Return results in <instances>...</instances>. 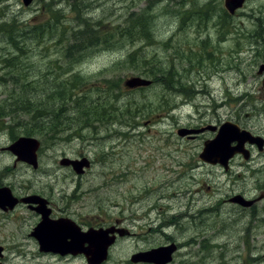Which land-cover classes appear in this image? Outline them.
<instances>
[{"label": "rangeland", "instance_id": "1", "mask_svg": "<svg viewBox=\"0 0 264 264\" xmlns=\"http://www.w3.org/2000/svg\"><path fill=\"white\" fill-rule=\"evenodd\" d=\"M83 1L87 6L77 14L72 0H34L30 6H25L23 0H0V22L17 17L21 22L39 23L46 16L51 20L53 14L68 26L69 22H82L83 14L111 31L123 29L131 13L149 11L154 37L150 43L137 36L135 40L122 37L124 45L117 48L103 43L88 51L70 73L64 54L58 50L60 45L52 46L51 40L45 43L48 47L41 46L32 54L38 67L30 80H43L48 63L57 64L53 68L59 71L61 67L62 79L78 74L88 81L85 88L95 98L109 92L111 102L118 100L114 109H119L120 121L108 119L96 130L84 129L79 136L48 139L38 151L37 168L16 161V156L6 149L23 134L0 122V184L12 185L15 192L45 193L60 207L68 202L80 221H121L131 234L118 239L103 264H151L145 259L133 262L131 258L136 253L187 239H194L193 243L171 264H222L223 256L228 258L225 264H235L239 256L234 251L235 243L245 234V225H256L258 219L250 216L253 206L247 207L245 213L234 204H242L237 200L240 195L249 199L263 192L264 153L258 156L255 147V160L236 157L226 170L199 157L204 142L212 139L214 132H178L232 121L249 132L264 134V85L258 74L263 55L252 51L253 43L244 33L220 39L221 34L213 31L210 41L204 42L208 35L204 27L201 34L190 27L188 31L185 24L179 30L178 19L182 15L189 17L191 5L203 8L209 0ZM250 3L264 7V0ZM230 21L223 23L222 29L231 30L234 23ZM260 43L257 48L262 47ZM4 46L0 40V55L5 53ZM203 48L209 53L206 57L198 52ZM133 51H140L146 58H134L140 70L128 62ZM154 61L165 67L175 66L183 84L193 88L191 97L188 90L165 89L161 82L145 90L125 86L126 79L132 76L151 78L145 71L155 67ZM111 82L114 86L110 87ZM7 100V90L0 85V101ZM145 113H149L147 118ZM15 118L28 122L25 114ZM83 155L92 160L83 175L60 163L64 156ZM257 203L263 207L264 198ZM234 207L246 217L233 215L230 210ZM17 214L23 217L27 212L21 209ZM238 217L243 220L241 226L234 221ZM5 230L16 233L22 244L21 253L26 251L24 258L19 252H12L11 264H88L85 258L38 256L34 239L27 235L29 229L21 230L12 224ZM258 235L264 239L261 232Z\"/></svg>", "mask_w": 264, "mask_h": 264}, {"label": "trees", "instance_id": "2", "mask_svg": "<svg viewBox=\"0 0 264 264\" xmlns=\"http://www.w3.org/2000/svg\"><path fill=\"white\" fill-rule=\"evenodd\" d=\"M71 6L77 14H81L87 4L83 0H72ZM40 19L39 23H35L21 22L17 17H11L10 20L0 22V40L5 44V53L0 55V71L3 72L0 85L6 88L9 98L7 101H0V122L3 126L19 130V134L37 136L45 144L52 138L79 136L84 129L96 130L98 125L108 119V122L113 119L120 121V111L118 108L114 109V104H119L118 100L111 102L109 92L95 98L89 94L91 90L85 88L88 81L78 74L62 79L61 67L59 71L53 68L57 64L48 63V72H43L46 75L43 80H30L32 71L38 67L32 57L41 46L48 47L45 43L51 40L52 46L60 45L58 50L64 54L66 68L70 73L72 67L88 51L98 49L103 43L109 42L110 47L117 48L118 45H124L122 37H131V40L139 37L137 39L150 43L154 38L150 12H133L125 20L123 29L111 31L104 29L101 22H91L83 14L82 22H69L68 26L63 25L61 20L57 21L58 18L55 19L53 14L51 20L47 16ZM198 52L202 57L209 54L205 53L204 48ZM135 57L144 61L146 58L140 51L129 53L128 62L133 64V68L140 70L137 68L138 63L134 62ZM154 64L153 69L145 71L153 78V85L161 82L165 89L177 92L188 90V96L191 97L193 88L187 83L183 84L181 74L176 72L175 66L165 67L163 63L156 61ZM113 84L111 82L109 86H114ZM23 114L28 116V122L15 118V115L19 117ZM147 115L145 113L144 117L147 118ZM67 130L71 131L64 132Z\"/></svg>", "mask_w": 264, "mask_h": 264}, {"label": "flooded vegetation", "instance_id": "3", "mask_svg": "<svg viewBox=\"0 0 264 264\" xmlns=\"http://www.w3.org/2000/svg\"><path fill=\"white\" fill-rule=\"evenodd\" d=\"M226 1L227 0H222V2L218 3L215 2V0H209V2H207L203 8H195L191 5L192 9H189V17H185L184 15H182V19H178L179 30H182L181 24H185L188 31L195 29L198 32L197 34H201L202 28L204 27L205 32L208 35H206L207 39H204L203 41H210L209 38H212L211 32L213 31H215V33L221 34L220 39H225L224 35L232 36L235 34L241 35L244 33V37H246L251 41V43H253L251 45V49H253L252 51H254L255 54L258 53L263 55V61L258 66V74H260L264 85V70H261V65L264 63V7L262 5L258 6L256 3H250V0H244L240 7L236 8L234 12H231L226 7ZM222 14H225L230 19H233L234 26L233 28H231V30L222 29L224 25L221 21ZM245 19H247V21H245ZM189 20L191 21L189 22ZM189 27L191 28L190 30ZM257 42H261V48H257ZM208 52H210V49H208ZM252 134H254L253 136L255 138V142H247L245 144L246 152L236 154L234 158L229 161V166L236 157L240 156L244 157L246 160H255V158H253V151L255 147L258 150V156H261L264 153V134H257L255 132H253ZM3 187H7V189H1L4 191H0V264H11V262L9 261V256L12 252H19L20 254H22L21 256H23V258L26 257V254L23 253L26 252L25 250H22L21 253L20 247L22 246V244H19V236L12 231L5 230L6 226L12 224L17 225L21 230L29 229L27 235L34 239V243L37 247L36 254L38 256H54L61 259L85 258L84 254L81 253L73 254V252L66 251L67 253L62 254V252H60L59 250H51L53 246H50L51 243H49V241L46 245H44V247L47 246L50 249L46 250L42 247L43 245L40 244V240L38 239L36 234H38V225L41 223L43 217L45 216L47 220L70 218L81 229L92 227H111L113 229H122L121 231L124 235L131 234L129 230H126V228L122 226L121 221H119V223L116 225L112 223V221L108 220H98L96 222L80 221L75 217L73 211L67 206L68 202H65L62 207H60L58 205L59 203H55L52 198L48 197V195L45 196V193H39L37 191L15 192L12 185L10 186L0 184V188ZM256 188L258 189V191L261 190L260 186H256ZM240 196L243 197L242 195ZM244 198L245 197H243V201L244 203L246 202V205L236 203L234 204V206H237L238 211L245 213H247V207L253 206V211L250 216L258 220L256 225L250 224V227H248L249 225H245V234L242 235L241 238L237 240V242L235 241L236 243L234 242V251H236L239 255L235 260V264H264V239H260L258 235L261 232L264 237V206L258 207L257 203L259 200L264 198V190L263 192L257 193V195L252 198L246 199L248 198L247 196L245 199ZM247 202H250L251 204H247ZM21 209L27 212V214L23 217L17 214V211ZM48 209H50V212L47 217L46 213ZM235 209L236 207L230 210L232 211L233 215L246 217L244 215H239L238 211H236ZM234 221L239 222V226H241V224L243 223V220L239 217L235 218ZM113 225H115V227H112ZM117 232L118 231L115 230V233ZM70 240L71 238L67 237V242ZM193 240L194 239H187L184 242L174 241L172 243L176 246L173 255V261L176 258V255L178 256L184 248L189 247L193 243ZM205 241L207 240H204L203 244L206 243ZM203 244L199 246V250L202 249ZM222 245L224 244H221V246ZM78 247L79 246H77L76 248ZM223 259L224 260H222V264H225L228 258L226 256H223ZM168 264H171V262Z\"/></svg>", "mask_w": 264, "mask_h": 264}, {"label": "water", "instance_id": "4", "mask_svg": "<svg viewBox=\"0 0 264 264\" xmlns=\"http://www.w3.org/2000/svg\"><path fill=\"white\" fill-rule=\"evenodd\" d=\"M23 1L25 5H29L33 0ZM243 1L244 0H227L226 6L231 12H234L237 7L241 6ZM261 70H264V63L261 65ZM151 82L150 79L141 76H133L125 81V85L129 88H134L147 86L151 84ZM206 128L211 130L217 129L216 126H208ZM203 130L204 129H180L178 133L180 135H185L187 133L202 132ZM234 141H237L238 144L232 146ZM246 142H255L254 136L247 130H241L238 124L227 121L219 127L213 139L205 141L203 150L200 153V158L206 162L221 163L227 168L228 161L235 154L246 152L244 147ZM39 146L40 141L37 138L21 136L7 147V149L15 153L19 160L26 161L34 167H37V150ZM61 163L63 165L72 166L77 174L84 173L85 168L90 166V160L87 157H82L81 159L64 157ZM237 200L246 205V202L244 203L241 196H238ZM247 204L251 203L247 202ZM46 214L48 217V212ZM45 217H43V221L37 228V233H39L36 234L43 248L46 250L50 249L47 246L44 247L49 241V243H51L50 246H53L51 250H59L62 254L67 252H73L74 254L83 253L89 264H101L107 260L109 255L108 249L116 240L115 235L111 236L110 233H114L116 229L90 228L82 232L71 220L61 219L50 222ZM119 232L120 235H123L122 231L119 230ZM67 237H70L72 240L67 242ZM77 246L79 247L76 248ZM175 248V245H169L149 252L136 253L132 256V261L138 262L146 259L147 261L156 262L158 264H165L172 260V253Z\"/></svg>", "mask_w": 264, "mask_h": 264}, {"label": "bare ground", "instance_id": "5", "mask_svg": "<svg viewBox=\"0 0 264 264\" xmlns=\"http://www.w3.org/2000/svg\"><path fill=\"white\" fill-rule=\"evenodd\" d=\"M230 20H233V19H230L227 15H225V14H222V19H221V21L223 22V23H226V24H230ZM151 80H153V78H150ZM154 81V80H153ZM155 84V83H154Z\"/></svg>", "mask_w": 264, "mask_h": 264}]
</instances>
